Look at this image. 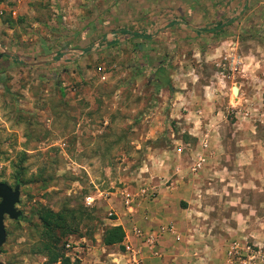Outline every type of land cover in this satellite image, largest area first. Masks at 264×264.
Wrapping results in <instances>:
<instances>
[{
    "label": "rangeland",
    "instance_id": "374dc122",
    "mask_svg": "<svg viewBox=\"0 0 264 264\" xmlns=\"http://www.w3.org/2000/svg\"><path fill=\"white\" fill-rule=\"evenodd\" d=\"M225 1L223 12L240 14L243 28L238 47H254L255 56L264 62V0ZM89 3L0 0V182L12 188L18 178L15 207L22 213L15 220L4 216L2 264L46 262L47 256L37 243L42 231L36 215L40 207L78 209L83 214L81 219L74 212L81 226L78 234L92 237L98 233V223L113 216L107 214L100 198L125 185L142 181L157 184L152 163L157 141L180 137L168 117L169 91L160 89L170 63L167 53L154 52L157 37L151 40L125 34L119 41L115 37L117 44H108L109 37H99L105 35L104 27L94 29L96 32L92 29ZM187 3L179 0L177 12L181 13ZM168 9L165 13H170ZM223 35L229 34L213 32L209 39L218 40ZM87 48V52L82 50ZM195 57L197 61L190 57L186 66L192 72L196 65L205 76L209 65L199 55ZM212 59L215 61L209 64L217 70V79L228 78L230 69L223 67L224 57L216 54ZM244 104L247 116L239 118L247 126L241 129L243 137L254 123L256 137L263 138L264 95L254 106ZM225 117L230 123L236 120L230 110ZM258 153L264 157V148ZM256 169L264 173V160L259 159ZM198 184L202 186L201 181ZM261 194L259 191L258 201ZM88 195L95 197L89 205L84 200ZM214 199L203 204L216 207ZM233 208L227 205V209ZM263 229L260 226L258 233ZM234 231L224 229L225 237L220 240L225 246L231 240L264 244V240L238 236ZM63 240L61 237L60 242Z\"/></svg>",
    "mask_w": 264,
    "mask_h": 264
},
{
    "label": "crops",
    "instance_id": "0c3cea01",
    "mask_svg": "<svg viewBox=\"0 0 264 264\" xmlns=\"http://www.w3.org/2000/svg\"><path fill=\"white\" fill-rule=\"evenodd\" d=\"M185 1L187 7L181 14L177 12L179 0H90L92 29L104 27L105 35L99 37H109L108 44H117L115 37L119 41L128 32L132 38L157 37V42H153L154 52L167 53L170 63L160 89L169 91L168 117L181 134L176 140L157 141V154L152 159L157 177L155 196L137 198L131 213L123 206L120 191L133 194V185H125L100 198L107 214L113 216L99 222V232L92 237L78 234L81 227L78 223L75 234L64 238V242L73 245L68 251L62 250L69 263L120 264L125 261L122 243L128 239L133 246L140 247L143 264H235L225 259L226 246L221 242L225 228L235 230L238 236L264 240V229L258 233L259 227L264 226V215H258L264 214V173L256 169L259 159L264 160L258 153V149L264 148V137H256L254 123L250 124L247 137H243L241 129L247 126L239 120L247 116L244 102L254 106L264 95V62L255 56L254 47L245 50L238 47L243 28L240 14L223 12L225 0ZM167 7L170 13H165ZM146 31L149 33L145 34ZM213 32L229 35L211 40L209 36ZM203 37L208 38L200 40ZM216 54L224 57L223 67L230 69L228 78L217 79V70L209 64L215 61L212 57ZM196 55L209 65L205 76L196 65L192 72L186 66L190 57L197 61ZM233 85L237 91L232 96L237 102L233 97L231 100ZM228 110L233 111L234 123L225 117ZM198 157L202 159L201 167L193 172L191 166ZM258 181L263 182L258 184ZM259 191L263 194L258 201ZM94 198L88 195L84 200L89 205ZM214 198H217L216 207L203 204ZM227 205L235 208L227 209ZM227 213L235 214L234 218ZM198 214L207 216L206 220H199L195 216ZM169 223L179 239L165 232L152 250L129 233L132 226L146 229ZM116 225L123 231L122 240L103 244L105 230ZM205 229L218 231L209 234ZM57 259L61 262L60 257Z\"/></svg>",
    "mask_w": 264,
    "mask_h": 264
},
{
    "label": "built area",
    "instance_id": "2783aa9c",
    "mask_svg": "<svg viewBox=\"0 0 264 264\" xmlns=\"http://www.w3.org/2000/svg\"><path fill=\"white\" fill-rule=\"evenodd\" d=\"M201 163L202 159L198 157L196 162L193 163L191 169L194 170V168H198ZM156 188L157 184L151 183V181H142L135 184V191L133 194L122 189L120 191V194L123 206H125V208L130 211L128 213H131V210L133 206H135L134 204L137 198H153L157 192ZM165 232L173 235L175 240L179 239V236L174 231V226L172 223L166 224L164 226H158L157 228L142 229L137 226H132L129 229V233L133 237L137 238L138 242L142 244L146 249L150 250L155 247L158 238ZM72 248L73 245L71 244V242L65 240V242L63 243V249L65 251H68ZM122 250L125 254V261L120 264H143L140 247L133 246L128 239L122 243ZM225 257L227 263L264 264V244L231 240L226 246ZM53 264L62 263L59 259H57Z\"/></svg>",
    "mask_w": 264,
    "mask_h": 264
},
{
    "label": "trees",
    "instance_id": "16d2710c",
    "mask_svg": "<svg viewBox=\"0 0 264 264\" xmlns=\"http://www.w3.org/2000/svg\"><path fill=\"white\" fill-rule=\"evenodd\" d=\"M127 34L129 35L130 32H128ZM82 50L84 52H87L89 51V48ZM16 183L20 185V181H18V178ZM74 212H77L78 217L83 219V214L78 209L74 211V209L72 208H60L58 211H52L49 208L40 207L36 210V215L40 220L42 226L41 235L37 242L38 248L43 250V252L47 256L46 262L44 264H49L55 261L58 257L61 258V262L63 264H76V261L69 263L68 259L66 257H63V243L60 242L61 237L65 238L67 235H70L71 233H74L76 231L79 220L77 218L76 220L74 219ZM122 237L123 231L121 227L118 225L112 226L105 230L102 236V243H118L122 240Z\"/></svg>",
    "mask_w": 264,
    "mask_h": 264
},
{
    "label": "water",
    "instance_id": "95a60500",
    "mask_svg": "<svg viewBox=\"0 0 264 264\" xmlns=\"http://www.w3.org/2000/svg\"><path fill=\"white\" fill-rule=\"evenodd\" d=\"M236 86H231L232 94H236ZM19 186L15 184L12 188L5 182H0V246L5 240L4 216L15 220L21 218V211L15 207L18 202ZM0 264L2 262L0 261Z\"/></svg>",
    "mask_w": 264,
    "mask_h": 264
},
{
    "label": "bare ground",
    "instance_id": "6f19581e",
    "mask_svg": "<svg viewBox=\"0 0 264 264\" xmlns=\"http://www.w3.org/2000/svg\"><path fill=\"white\" fill-rule=\"evenodd\" d=\"M233 101L236 102V98L235 97H234Z\"/></svg>",
    "mask_w": 264,
    "mask_h": 264
}]
</instances>
